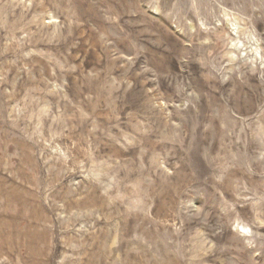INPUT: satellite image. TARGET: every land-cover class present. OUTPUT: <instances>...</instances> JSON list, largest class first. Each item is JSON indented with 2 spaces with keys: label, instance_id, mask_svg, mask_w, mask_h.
<instances>
[{
  "label": "rangeland",
  "instance_id": "374dc122",
  "mask_svg": "<svg viewBox=\"0 0 264 264\" xmlns=\"http://www.w3.org/2000/svg\"><path fill=\"white\" fill-rule=\"evenodd\" d=\"M0 264H264V0H0Z\"/></svg>",
  "mask_w": 264,
  "mask_h": 264
}]
</instances>
